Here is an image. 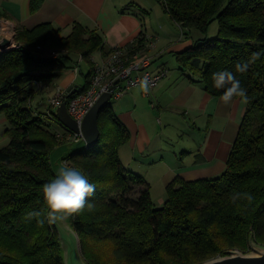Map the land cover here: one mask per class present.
I'll return each instance as SVG.
<instances>
[{
  "label": "trees",
  "instance_id": "obj_1",
  "mask_svg": "<svg viewBox=\"0 0 264 264\" xmlns=\"http://www.w3.org/2000/svg\"><path fill=\"white\" fill-rule=\"evenodd\" d=\"M42 1L32 0L33 10ZM159 1L187 36L192 29L206 34L218 21L216 37L196 38L175 53L178 68L215 97L224 90L213 87L212 74L233 72L246 89L244 97H237L246 110L222 174L178 176L166 187L163 205L156 206L150 183L121 161L119 150L129 133L107 103L98 115V143L68 159L96 185L73 221L90 264H200L230 249L246 251L251 232L264 244V0ZM15 39L19 46L0 51V112L9 137L0 148V264H63L41 190L55 178L49 154L65 140L58 141L59 132L46 122L50 115L32 101L40 94L38 82L53 86L63 68L77 67L81 73L84 59L90 64L85 83L69 89H86L93 54L105 51V38L78 22L68 35L45 22L18 29ZM140 39L128 46L132 56L145 51ZM38 45L65 53L40 60ZM242 62L249 68L239 73L236 65Z\"/></svg>",
  "mask_w": 264,
  "mask_h": 264
},
{
  "label": "crops",
  "instance_id": "obj_2",
  "mask_svg": "<svg viewBox=\"0 0 264 264\" xmlns=\"http://www.w3.org/2000/svg\"><path fill=\"white\" fill-rule=\"evenodd\" d=\"M132 4L129 0H43L40 7L33 10L32 0H0V9L19 29H31L45 22L53 23L61 35L68 31L69 34L77 22L97 29L105 38V51L93 54L100 60L102 52L115 45L131 43L141 32L154 35L144 27L141 15ZM182 34L177 39L170 31H165L160 39L158 36L156 46L146 50V54L153 57V70L160 66L168 70L150 96L144 95L140 87H134L116 99V103L122 102L118 107L113 104L117 117L129 133V139L119 150L121 161L150 183L157 206L163 205L167 198L166 187L178 176L192 180L222 174L246 110L241 98L235 97L226 104L222 96L208 94L201 83L191 82L174 64L171 69L168 67L167 62L174 59L175 53L196 39L183 30ZM58 72L60 76L52 86L53 93L61 87L83 85L79 82L80 72L72 68ZM177 112L181 117L179 122L174 120ZM162 116L175 133L173 136L184 141L181 147L167 146V139L173 136L171 131L167 135V125L160 127ZM6 128L7 119L0 112V148L9 142Z\"/></svg>",
  "mask_w": 264,
  "mask_h": 264
},
{
  "label": "built area",
  "instance_id": "obj_3",
  "mask_svg": "<svg viewBox=\"0 0 264 264\" xmlns=\"http://www.w3.org/2000/svg\"><path fill=\"white\" fill-rule=\"evenodd\" d=\"M18 29L10 18L5 15L0 17V51H7L19 46L15 39ZM140 38L146 40L147 47H155L158 36L155 37L146 32H141L136 39ZM6 41H10V43ZM129 44L113 46L108 54H102L100 60L92 57L94 64L86 89L82 90L80 89L81 87H78L70 90L61 87L47 98V112L50 118H54L52 114L53 110L63 102H66L69 114L75 119L79 127V131L77 132L67 129L66 134L58 133L59 139L65 140L63 138L67 137L66 140H71L74 137L83 136V121L102 94L111 93L112 98H120L131 88L140 87V82L147 77L150 86L148 92L143 91V93L146 96H150L160 81L167 75L168 70L163 66L154 70L151 68L153 65V57L151 55L141 54L139 56H132L128 50ZM37 50L40 57L44 59L58 58L61 54L65 53V51L61 52L59 50L45 51L41 45H38ZM74 72H78L77 67L74 69ZM57 121L59 122V120Z\"/></svg>",
  "mask_w": 264,
  "mask_h": 264
},
{
  "label": "water",
  "instance_id": "obj_4",
  "mask_svg": "<svg viewBox=\"0 0 264 264\" xmlns=\"http://www.w3.org/2000/svg\"><path fill=\"white\" fill-rule=\"evenodd\" d=\"M6 42L10 43V41ZM111 99V93L102 94L87 113L82 124L84 135L82 138L62 143L52 149L49 158L54 176L57 175L61 167H74L67 163L71 156L92 148L98 143L101 135L98 115L101 109L109 103ZM56 115L59 122L64 127L73 131H79L77 122L67 110L66 102L58 106ZM75 213L76 212L67 214L60 219L50 218L58 234L61 258L63 264H90L83 254L81 239L73 224ZM200 264H264V244L257 242L254 233L251 232L249 235V247L246 251L230 249L225 254L218 255Z\"/></svg>",
  "mask_w": 264,
  "mask_h": 264
},
{
  "label": "clouds",
  "instance_id": "obj_5",
  "mask_svg": "<svg viewBox=\"0 0 264 264\" xmlns=\"http://www.w3.org/2000/svg\"><path fill=\"white\" fill-rule=\"evenodd\" d=\"M249 68L248 62L237 63L236 70L244 73ZM212 85L216 89H223L222 100L230 103L235 97H244L246 89L235 74L228 70H218L212 74ZM150 82L145 77L140 82L144 92H148ZM96 188L90 182L88 174L75 167H61L55 178L48 180L42 187L44 201L48 208V217L60 219L63 216L77 212L85 207L86 197ZM91 207V205H88ZM30 215H39L33 212Z\"/></svg>",
  "mask_w": 264,
  "mask_h": 264
},
{
  "label": "rangeland",
  "instance_id": "obj_6",
  "mask_svg": "<svg viewBox=\"0 0 264 264\" xmlns=\"http://www.w3.org/2000/svg\"><path fill=\"white\" fill-rule=\"evenodd\" d=\"M129 1L131 3H133L132 5L134 6V10L139 12V14L141 15V17L144 21V27L148 28L151 31L150 33H153L155 37L159 36V39H160V36L162 37L161 34L164 35L165 31H170V34L177 37V39H180L183 36L181 28L173 21V19L170 17V15L164 11L159 0H129ZM218 30H219V24H218V21L215 20L209 25V29H208V32L206 34H203L201 31L196 30V29H192V34L196 38H199L202 36L213 38V37L217 36ZM68 32H64V34H62V35H68ZM158 32L161 34H159ZM142 40H143V44H145V47H144L145 51H142L141 54H146L147 49H149V48L152 49L154 47H147L146 40L144 38H142ZM136 41L138 42V39H136L134 42H136ZM59 51L64 52L65 50L62 49ZM36 53H37V55H36L37 59H40V60L43 59L44 60V58H42V57H40V55H38L39 54L38 50H36ZM95 55L97 56V54H95ZM64 60H65V62L70 61V60H67L66 58ZM171 64H174V67H178V62L176 60V57H174V59L172 61L167 62V65L170 69H171ZM80 68H81V73L80 74L78 73L79 74V82H80V84L81 83L84 84L85 83V75L88 73V71L90 69L89 61L87 59H84L83 61H81L80 62ZM38 87H39L38 91L40 94L36 95L35 98L33 97L34 99L32 101V106L33 107L34 106L40 107L41 111L47 112L48 111L47 98L50 97L55 92L53 93L52 86H49L44 82H38ZM115 101H117L115 98L111 99V102H112V104H114L115 107H118L119 103H122V102L116 103ZM56 111H57V109L54 110V113H56ZM117 111H118V108H117ZM180 113L183 114L182 111H180ZM177 114H179V112L176 113L174 120L176 122H179V121H181V117H179V115H177ZM46 119H47L46 120L47 124L49 125L50 129L53 132H56V131H57V133L58 132L59 133H65L66 132L65 128L62 125H60L56 120H54L50 117H47V116H46ZM166 125H167L166 117L165 118L163 117V122H162V125H160V127H163ZM166 127H167V130H166L167 135H169L172 132V136H173L175 133L173 134V130L171 129V127L168 125ZM75 132H77V131H75ZM82 137H74L71 140H67V141H66L67 137H65L63 139H65V141H64V143H65V142H70L72 140L80 139ZM176 140H178V138L176 136H173V139H167V143H166L167 146L168 147L169 146L181 147V145H182V143H184V141H180V140L176 141ZM58 141H63V140L59 139ZM67 163H69V161ZM156 191L157 190L155 188V195H156Z\"/></svg>",
  "mask_w": 264,
  "mask_h": 264
}]
</instances>
